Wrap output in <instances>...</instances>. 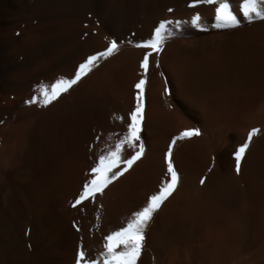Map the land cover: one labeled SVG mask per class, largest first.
Instances as JSON below:
<instances>
[{"label":"bare ground","instance_id":"1","mask_svg":"<svg viewBox=\"0 0 264 264\" xmlns=\"http://www.w3.org/2000/svg\"><path fill=\"white\" fill-rule=\"evenodd\" d=\"M229 2L237 29L214 27V6L192 0H0V264H74L78 245L95 259L158 191L164 153L186 129L200 135L172 147L179 182L137 264H264V22ZM161 21L173 23L149 58L144 155L72 207L97 154L125 131L144 75L135 45ZM113 40L118 50L52 104L24 103ZM253 128L237 173L235 150Z\"/></svg>","mask_w":264,"mask_h":264},{"label":"snow or ice","instance_id":"2","mask_svg":"<svg viewBox=\"0 0 264 264\" xmlns=\"http://www.w3.org/2000/svg\"><path fill=\"white\" fill-rule=\"evenodd\" d=\"M201 4L214 6V27L218 29H237L241 26V20L233 13L229 0H192L190 6L196 7ZM240 11L244 20L248 23L255 21L264 22V0H242ZM200 19L199 14L193 15L191 23L199 26L198 22ZM168 23L173 22L161 21L148 39L135 45L137 48L145 50L143 59L139 64L144 75L134 85V88L137 90L135 94V106L128 113V122L124 126L125 131L119 134L114 142L107 144L97 154L72 207H76L86 200L94 202L98 193L102 195L104 189L109 184L128 171L144 155L145 145L140 133L142 130L141 122L143 120L146 75L150 65L149 58L153 53L158 55L161 52L166 39L165 26ZM175 23L178 24L179 22ZM168 35L171 36L172 33L169 32ZM117 50V42L115 40L111 41L105 50L88 55L83 62L79 63L72 78L61 76L50 85L44 82L36 85L35 88L38 89L39 95H33L30 99L25 100L24 103L28 105L36 104L40 107L49 106L61 94L67 93L83 77L87 76L99 65L101 60L112 56ZM158 66V64H155V67ZM164 91L167 94L169 90L166 87ZM114 119L123 120L120 116H115ZM258 132L259 129L257 128L251 129L245 141L235 150V168L237 173L240 171V163L245 150L249 147L250 142ZM112 135L116 134L113 133ZM199 135L198 129H186L172 137L171 143L164 153L166 172L165 178H162L159 182L158 191L150 194L147 197L146 203L139 210L132 212L122 227L111 231L103 237L102 250L97 254L95 259L86 258L84 251L78 245L74 264H137L143 248L145 229L161 205L172 196L179 182L178 172L175 170L171 159L172 147L179 140ZM126 150H131V155L125 156ZM200 183L203 184L204 180L202 179Z\"/></svg>","mask_w":264,"mask_h":264}]
</instances>
